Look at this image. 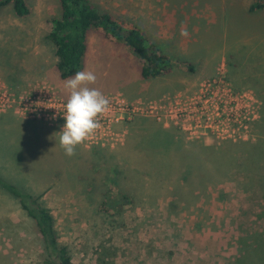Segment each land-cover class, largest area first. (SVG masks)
Masks as SVG:
<instances>
[{"label": "rangeland", "instance_id": "374dc122", "mask_svg": "<svg viewBox=\"0 0 264 264\" xmlns=\"http://www.w3.org/2000/svg\"><path fill=\"white\" fill-rule=\"evenodd\" d=\"M257 1L91 0L127 27L139 26L162 47L171 67L144 78L143 62L128 46L92 31L82 71L95 73L91 87L104 95L156 99L186 89L203 70L224 62L235 88L252 90L262 102L253 137L243 142L261 146L264 153V12H250ZM27 2L32 9L27 18L17 17L12 6L0 9V81L12 89L46 81L68 99L55 46L47 39L50 20L61 16L59 0ZM182 28L187 36L181 35ZM168 130L138 120L129 124L124 145H81L69 157L60 147L59 127L7 113L0 115V177L41 196L74 264H241L237 259L252 253L254 238L264 231V220L257 218L263 200L249 197L264 192V177L261 185L245 187V176L239 174L210 189L208 198L173 209L171 192L178 191L184 174L182 153L224 142L189 141L179 130ZM225 154L215 151L223 163ZM192 155L193 174L207 176L205 159ZM219 166L208 178L219 177ZM260 169L264 176V165ZM120 194H133L134 203L119 200ZM43 253L35 223L0 186V264H44ZM260 257L264 262V254Z\"/></svg>", "mask_w": 264, "mask_h": 264}, {"label": "trees", "instance_id": "16d2710c", "mask_svg": "<svg viewBox=\"0 0 264 264\" xmlns=\"http://www.w3.org/2000/svg\"><path fill=\"white\" fill-rule=\"evenodd\" d=\"M59 3L61 16L50 20L47 39L55 46L58 58L57 68L62 80H67L76 72L83 70L92 31H101L115 41L128 46L133 54L143 62L142 76L144 78L158 77L169 72L171 67L169 57L163 52L161 46H157L155 42L148 39L139 26L127 27L123 20L112 13L100 11L91 0H59ZM7 6H12L15 15L19 18H27L32 13L27 0H0V9ZM257 11L264 12V0H258L250 7V12ZM187 65V69L194 72V67L191 64ZM173 129L168 131L178 133ZM250 143L224 142L221 145H205L204 143L199 146L200 150L184 151L182 153L185 159L182 165L184 174L180 176L181 184L177 183L175 186L178 191L175 192L174 189L171 192L174 197L171 207L173 209L176 205L186 207L191 199L208 198L210 189L220 188L224 180L232 181L234 176L239 174L245 176L246 183L243 184L245 187L254 185V183L261 185L260 179L264 176L260 175V167L264 165V153L261 151V146H255V144L253 146ZM215 151L226 152L225 156L228 161L223 163L220 161L221 158H216ZM192 154L200 155L205 159L203 166L206 170L203 174L207 176L200 178L197 174H193L197 172V168L192 160ZM251 156L254 158L250 160ZM188 163H194V166H189ZM218 163H220L218 171L221 174L216 179L208 178V175L216 174L212 170ZM258 173L260 178L256 177ZM0 186L6 193L18 200L26 216L35 223L43 244L44 264H74L70 248L60 242L53 213L40 203L41 196L24 192L1 177ZM249 197L254 202L261 199L264 203V192L261 190L252 192ZM119 200L134 203L135 197L133 194H120ZM257 218L264 220V205ZM260 234L254 238L252 253L245 252L244 256L237 259L241 264H247L248 256L251 257L250 264H264L261 262L263 257H260L264 254V231Z\"/></svg>", "mask_w": 264, "mask_h": 264}, {"label": "built area", "instance_id": "2783aa9c", "mask_svg": "<svg viewBox=\"0 0 264 264\" xmlns=\"http://www.w3.org/2000/svg\"><path fill=\"white\" fill-rule=\"evenodd\" d=\"M222 62L214 75L195 88L166 94L156 99H127L105 95L110 110L101 127L85 142L90 148L115 149L125 144L128 126L138 120L154 121L163 128H175L187 140L243 142L253 137V125L261 118L262 102L248 89H237ZM67 98L49 82L42 81L12 89L0 81V115L12 113L23 120L38 121L61 131Z\"/></svg>", "mask_w": 264, "mask_h": 264}, {"label": "clouds", "instance_id": "9594fccd", "mask_svg": "<svg viewBox=\"0 0 264 264\" xmlns=\"http://www.w3.org/2000/svg\"><path fill=\"white\" fill-rule=\"evenodd\" d=\"M181 35H188L186 28H182ZM96 82L97 76L89 70L78 71L64 82L68 99L63 114L66 123L59 133V144L69 157L94 136L101 127V118L110 110L109 99L99 89L91 87Z\"/></svg>", "mask_w": 264, "mask_h": 264}, {"label": "crops", "instance_id": "0c3cea01", "mask_svg": "<svg viewBox=\"0 0 264 264\" xmlns=\"http://www.w3.org/2000/svg\"><path fill=\"white\" fill-rule=\"evenodd\" d=\"M217 65H218V62H216L215 63V66H212L210 69H205V70H203V73L201 74V75H199L198 77H196L195 78V80L193 81V82H191V84L190 83H188V86L186 85V89H183V90H181V91H186V90H191V89H193V88H195L196 87V85L201 81V80H203V79H205V78H208V77H211L214 73H215V70H216V68H217ZM188 87V88H187ZM134 99V98H133ZM137 99V98H136ZM14 117V116H13ZM15 119V118H14ZM40 123V122H39ZM23 124H25L24 123V121H23ZM166 129V128H165Z\"/></svg>", "mask_w": 264, "mask_h": 264}]
</instances>
